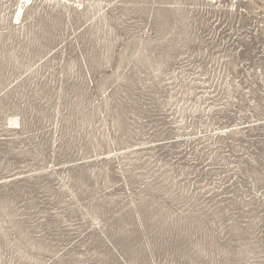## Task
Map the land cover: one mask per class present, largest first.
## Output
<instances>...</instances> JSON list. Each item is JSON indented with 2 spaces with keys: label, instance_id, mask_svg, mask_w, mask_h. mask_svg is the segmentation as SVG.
<instances>
[{
  "label": "rangeland",
  "instance_id": "rangeland-1",
  "mask_svg": "<svg viewBox=\"0 0 264 264\" xmlns=\"http://www.w3.org/2000/svg\"><path fill=\"white\" fill-rule=\"evenodd\" d=\"M0 264H264V0H0Z\"/></svg>",
  "mask_w": 264,
  "mask_h": 264
}]
</instances>
